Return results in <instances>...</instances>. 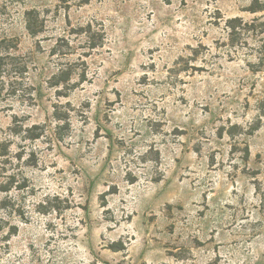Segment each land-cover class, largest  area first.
Returning <instances> with one entry per match:
<instances>
[{
  "label": "rangeland",
  "instance_id": "374dc122",
  "mask_svg": "<svg viewBox=\"0 0 264 264\" xmlns=\"http://www.w3.org/2000/svg\"><path fill=\"white\" fill-rule=\"evenodd\" d=\"M263 20L264 0H0V264H264Z\"/></svg>",
  "mask_w": 264,
  "mask_h": 264
},
{
  "label": "trees",
  "instance_id": "16d2710c",
  "mask_svg": "<svg viewBox=\"0 0 264 264\" xmlns=\"http://www.w3.org/2000/svg\"><path fill=\"white\" fill-rule=\"evenodd\" d=\"M251 9L253 11L259 10L257 7L252 6ZM257 20H261L259 18H256L253 22L248 23L244 22L241 17H232L227 19V27L230 29V34L232 36L238 35L242 30L241 29H248L247 26H254L255 22ZM261 23L264 25V20L261 21ZM79 33H84L87 39V42L89 43V47L96 48V44L93 43L95 37L94 32L92 29L91 24L89 23L87 26L79 28ZM264 32V30H263ZM14 46V45H13ZM11 43H8V40L2 39L0 40V80L2 79L3 73L5 72V69L12 65L14 61H12L16 56L11 51ZM64 72V71H62ZM9 181H0V191H7L10 189Z\"/></svg>",
  "mask_w": 264,
  "mask_h": 264
}]
</instances>
